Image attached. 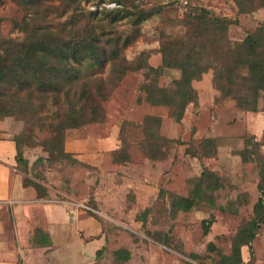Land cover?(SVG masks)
<instances>
[{"label":"rangeland","instance_id":"obj_1","mask_svg":"<svg viewBox=\"0 0 264 264\" xmlns=\"http://www.w3.org/2000/svg\"><path fill=\"white\" fill-rule=\"evenodd\" d=\"M95 1L49 0L42 3L38 12L26 13L14 1L5 0L0 2V36L16 37L20 31L14 21L26 19L52 31L77 23L80 28L94 29L105 41L110 33L107 19L88 14L95 9ZM141 1L145 7L157 4L162 8L140 25L138 34L121 51L117 62L80 68L89 90L83 102L86 107L99 105L96 117L101 120L69 128L64 133V140L66 133H73L78 138H105L108 144L102 149L98 147L90 160H80L74 153L71 154L77 162L62 159L41 144L51 137L48 124L56 120L54 106L36 109L25 119L23 114H15L12 117L23 124L22 151L28 161L27 167L19 164L20 171L24 178L42 187L38 194H43V198L92 207L83 215L98 219L105 230V244L96 255L99 264H215L218 255L207 250L208 242L212 241L221 253H229L236 229L249 219L258 196V159L252 157L242 162L238 152L244 147V137L254 135L263 143L264 154V92L257 97L256 110H246V101L251 99L248 83L243 79L247 69L239 66L238 61L242 39L264 24V0H256V6L243 13L234 0ZM103 5L114 7L113 3H101L99 9ZM198 7L236 23L229 25L223 39L208 35L193 42L183 21L189 11ZM115 28L118 32L126 31L128 23L118 22ZM166 33L182 39L183 53L192 48L198 62L207 67L200 78L192 80L197 101L186 105L179 123L172 106L151 104L145 98L144 87L156 80L158 87L171 89L181 71L163 67L154 79L145 67H137L140 59L153 67L161 65L158 47ZM228 73L233 75L232 82L227 80ZM222 86L233 95H243L246 101L238 105V99L225 95ZM86 113L89 118L88 109ZM211 122L218 135L214 145L222 155L203 158L202 154H211L215 148L204 142ZM164 137L172 140L166 141ZM185 149L198 153V157L184 155ZM38 157H43L42 162H35ZM202 168L210 169L222 183L214 193L215 206L204 203L189 211L172 210L173 196L188 194ZM211 214L215 220L204 234L202 220ZM78 226L84 233L91 230L88 220L75 221L73 232ZM120 248L130 249L132 259L117 258L114 251ZM252 248L250 254L246 246L242 247L243 264H264V224ZM192 253L198 255L195 261L190 258Z\"/></svg>","mask_w":264,"mask_h":264},{"label":"trees","instance_id":"obj_2","mask_svg":"<svg viewBox=\"0 0 264 264\" xmlns=\"http://www.w3.org/2000/svg\"><path fill=\"white\" fill-rule=\"evenodd\" d=\"M5 0H0L3 2ZM22 9L29 12H38L42 3L49 0H11ZM91 1V0H86ZM239 12H247L256 6V0H234ZM113 3L114 7L107 8L99 4ZM162 6L153 4L145 7L140 0H96L95 9L89 11V15L98 19L105 18L110 27V33L105 41L98 37V33L92 28H80L77 23L61 27L57 31L50 30L47 26L38 25L22 19L14 21L15 28L20 34L16 37L0 36V119L12 117L15 114H23L24 119L33 115L35 110H45L49 105L54 106L55 122H49L51 137L42 141V145L50 154H55L62 159H70L77 162L70 152L64 149V133L69 128L78 127L81 124L97 122L96 117L99 105L86 107L83 100L88 93L80 75L81 66L92 68L102 65L107 61L117 62L121 51L126 48L136 37L140 25L159 13ZM121 21L128 23L126 31H116L115 24ZM184 25L189 29L191 40L198 42L204 37L213 36L216 39H223L226 36L229 25L236 23L227 17L217 16L208 9L198 7L189 11L184 17ZM239 51V66H245L247 74L243 79L246 81L250 93V101H246L243 95H233L231 90L225 87L224 94L234 96L238 99V105L246 101L249 107L246 110H256V100L261 92H264V24L253 31L248 32L242 39ZM193 46V44H192ZM182 39L172 37L169 34L162 36L159 41L158 51L161 54V65L150 66L140 61L137 67H145L147 73L151 72L154 79L160 75L162 68H178L181 71L180 77L175 79V85L171 89L158 87L156 80L146 84V99L151 104H166L174 108V118L180 122L186 105L189 102H196L197 95L195 88L191 85L193 79L200 78L206 71V66L196 59L195 52L191 48L186 53L182 51ZM123 62H127L123 59ZM130 67L125 66V69ZM132 69V68H131ZM228 81L232 82L231 73H228ZM249 85V86H248ZM219 88V87H218ZM100 91V90H99ZM98 91V93H99ZM101 93V91H100ZM242 102V103H241ZM87 109L91 115L87 116ZM14 118V117H12ZM17 122L20 120L14 118ZM73 120V121H72ZM73 122V123H72ZM12 136L15 144V158L18 164L28 166L27 158L23 155L22 129ZM43 127V126H42ZM166 141L172 139L164 137ZM209 147H215L210 153L202 154L203 158L217 156L215 137L207 136L204 140ZM244 147L239 150L238 155L242 162H248L252 157L258 159V181L256 184L258 196L252 205L251 216L248 220L238 226L230 245L229 253H221L212 241L207 244V250L216 251L218 259L215 264H242V247L246 246L249 253H253L252 242L264 224V154L260 141L254 135L246 136L243 139ZM251 145L252 149H248ZM198 157V153L184 150V155ZM43 157H38L35 162H42ZM23 167V168H24ZM25 185L34 186L37 191L42 187L26 178ZM222 187L221 181L210 169L202 168L199 175L193 180V186L186 195H174L170 206L174 211H189L194 207L206 203L214 207V193ZM40 197L43 194H38ZM214 216L202 220L203 233L209 232ZM32 241L42 246L50 245L48 234L40 231L34 235ZM101 250V249H100ZM97 251V253L100 252ZM117 258L127 260L130 253L127 249L120 248L114 251ZM197 254H190L195 261ZM186 264H195L187 261Z\"/></svg>","mask_w":264,"mask_h":264},{"label":"crops","instance_id":"obj_3","mask_svg":"<svg viewBox=\"0 0 264 264\" xmlns=\"http://www.w3.org/2000/svg\"><path fill=\"white\" fill-rule=\"evenodd\" d=\"M208 127L207 136H218L213 132L212 122ZM20 129L21 125L14 118L0 119V264H99L96 255L105 244V230L98 219L83 215L90 210L79 204L40 197L34 186L24 184L11 139ZM108 141L66 133L64 148L80 160H90L98 147L104 148ZM72 205L77 207L68 209ZM80 219L89 221V232L84 233L79 226L73 232L72 224ZM40 231L48 234L50 245L32 241ZM130 257L132 259L133 253Z\"/></svg>","mask_w":264,"mask_h":264},{"label":"built area","instance_id":"obj_4","mask_svg":"<svg viewBox=\"0 0 264 264\" xmlns=\"http://www.w3.org/2000/svg\"><path fill=\"white\" fill-rule=\"evenodd\" d=\"M79 205H81V207L88 209V210H93L91 207H89L88 205L84 204V203H78Z\"/></svg>","mask_w":264,"mask_h":264}]
</instances>
